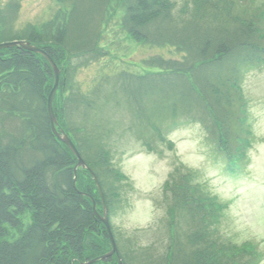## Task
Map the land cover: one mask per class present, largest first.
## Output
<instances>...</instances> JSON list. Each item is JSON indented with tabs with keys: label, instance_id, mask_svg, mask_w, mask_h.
<instances>
[{
	"label": "trees",
	"instance_id": "obj_1",
	"mask_svg": "<svg viewBox=\"0 0 264 264\" xmlns=\"http://www.w3.org/2000/svg\"><path fill=\"white\" fill-rule=\"evenodd\" d=\"M69 1L70 7L42 32L31 27L19 38L3 37L13 15L0 8V42H31L60 68L54 99L58 128L73 140L88 166L75 173L77 157L52 130L48 99L55 75L49 61L21 47L1 49L0 264H84L107 253L106 246L112 247L92 198L98 211L101 203L99 212H103L94 175L111 209L119 195L115 170L106 145L77 120L81 107L91 104L71 82L74 62L97 55L101 28L112 17L110 8L115 14L121 12L120 25L135 40L170 50V55L157 54L147 61L157 71L124 75L117 83L131 104L139 95L136 91L148 94L149 111H144L143 118L151 115L152 133H161L154 123L160 125L162 118L173 119L174 126L182 120L183 124L201 122L207 128L210 120L229 169L246 156L244 150L236 151L237 140L245 139L237 133L238 127L243 135L249 134L240 130L247 107L241 85L248 71L264 64V13L254 4L247 0ZM64 57L70 68H61ZM94 95L101 96L100 87ZM185 177L174 174L165 187L174 194L173 209L178 208L177 213L169 209L174 219L178 215L175 223L178 226L181 212L187 220L189 230L183 242L175 233L172 246L158 260L150 259L153 255L147 250L124 255L118 246V256L94 264H119L120 259L124 264H251L246 256L233 252L232 244L219 240L212 223L220 204L210 202L211 197ZM27 214L30 218L25 223ZM102 232L104 244L92 247L94 238L102 240Z\"/></svg>",
	"mask_w": 264,
	"mask_h": 264
},
{
	"label": "rangeland",
	"instance_id": "obj_2",
	"mask_svg": "<svg viewBox=\"0 0 264 264\" xmlns=\"http://www.w3.org/2000/svg\"><path fill=\"white\" fill-rule=\"evenodd\" d=\"M247 1L260 14L264 13V0ZM67 6L70 7L69 0H0L4 14L13 15L10 29L3 37L9 39L13 34L10 36L19 38L31 27L42 32ZM110 15L101 28L97 55L74 62L71 82L91 104L89 108L81 107L77 120L80 124L85 122V127L106 145L115 170L119 195L108 212L120 250L124 255L147 250L153 255L150 259L158 260L172 246L170 240L176 238L175 233L180 241L186 239V217L181 212L177 226L178 215L176 219L171 215L178 211L173 209L174 194L165 189L170 177L176 174L181 179L189 178V184L201 187L212 198L210 202L220 204L218 218L212 223L219 240L232 244L233 252L246 256L251 264H264V64L248 71L241 85L247 107L240 130L249 134L243 135L238 127L237 133L248 140H237L236 151L244 150L246 156L239 163L241 168L231 172L226 153L218 148L210 120L208 128L201 122L183 124L182 120L175 127L173 119L162 118L160 125L154 123L161 133H152L151 115L143 118L144 111H149L148 94L136 91L141 96L136 101L134 97L132 105L117 83L124 75L130 78L157 71L147 61L157 54L170 55V50L135 40L122 29L121 12L115 14L110 8ZM66 59H62L61 68H70ZM96 87L101 88L99 97L94 95ZM60 96L63 97L62 93ZM98 207L100 211V202ZM171 207L174 212L170 214ZM24 218L28 223L29 214ZM101 235L102 240L91 241L92 247L104 244L106 236L103 232ZM110 249L106 246L103 250Z\"/></svg>",
	"mask_w": 264,
	"mask_h": 264
},
{
	"label": "water",
	"instance_id": "obj_3",
	"mask_svg": "<svg viewBox=\"0 0 264 264\" xmlns=\"http://www.w3.org/2000/svg\"><path fill=\"white\" fill-rule=\"evenodd\" d=\"M9 47H21V48H24L25 50L41 54L51 64V66L54 70V75H55V85H54V87L50 93L49 99H48V110H49V115H50V119H51L52 130H53L54 134L56 135V137L60 141L65 143L70 148V150L75 154V156L77 157L78 164L75 168V173H76L78 168L88 169L87 164L85 163L84 159L81 157L78 149L76 148V146L73 143V141L71 140V138L64 131L59 130V128H58V120H57L55 112H54L53 101H54L55 95H56L58 88H59L61 71L58 68L56 62L51 58V56L45 50H43L42 48H40L38 46L32 45L30 42L12 41V42L0 43V49L9 48ZM94 179L96 181L98 190L100 192V195H101V198L103 201L104 215L103 216L99 215V213L97 212L96 203H95L94 199L91 197L93 200V203H94V212H95V215L100 217V219L103 221V223L105 224V226L107 228V231H108L111 243H112V250L109 253L102 255V256H99L97 258H94V259H92L89 262H86L84 264H94L98 261L106 260L107 258H110L115 254L118 255V247H117V244L115 242V239H114V236H113V233L111 230L104 193L102 191V188H101L99 181L97 180V178L95 176H94ZM82 194H85V193H82ZM85 195H87V194H85ZM88 196H90V195H88ZM119 263L124 264L122 260H120Z\"/></svg>",
	"mask_w": 264,
	"mask_h": 264
}]
</instances>
